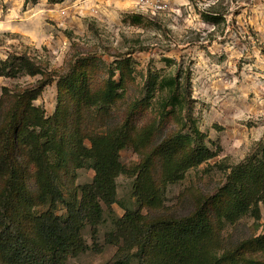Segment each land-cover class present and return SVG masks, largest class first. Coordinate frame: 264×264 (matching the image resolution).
Segmentation results:
<instances>
[{
    "label": "rangeland",
    "instance_id": "obj_1",
    "mask_svg": "<svg viewBox=\"0 0 264 264\" xmlns=\"http://www.w3.org/2000/svg\"><path fill=\"white\" fill-rule=\"evenodd\" d=\"M14 53H27L45 70L59 75L79 56L95 57L99 81L108 77L117 59L131 57L135 81L111 127L122 119L128 101L143 96L149 70L168 75L184 64L192 70L194 116L208 146L218 153L188 170L180 182L159 191L154 204H147L134 188L142 158L132 148L122 150L115 213L105 208L95 248L86 226L83 236L92 249L70 257L65 264H105L113 258L119 248L106 245L105 234L114 229L125 209L139 212L146 221L185 219L199 209V203L204 204L205 228L186 240L197 263L264 264V188L247 210L236 209L233 199L222 191L234 166L264 153V0H66L58 4L0 0V56L6 59ZM168 58L177 65L168 67ZM39 79L0 78V92L3 88L18 92ZM57 84L58 79L35 101L47 117L58 105ZM153 110L143 122L156 117ZM74 175L77 187L91 183L95 173L84 168ZM63 191L67 200L80 196L79 189ZM51 207L48 200L32 211L39 215ZM55 212L66 214L61 204ZM211 230V237L203 240ZM24 233L34 242L40 240L30 227ZM0 264H4L1 256Z\"/></svg>",
    "mask_w": 264,
    "mask_h": 264
},
{
    "label": "trees",
    "instance_id": "obj_2",
    "mask_svg": "<svg viewBox=\"0 0 264 264\" xmlns=\"http://www.w3.org/2000/svg\"><path fill=\"white\" fill-rule=\"evenodd\" d=\"M94 58L79 56L59 75L45 70L27 53L0 56V78L41 76L18 92L6 88L0 92V256L4 264H65L92 249L83 236L86 226L93 248L98 246L105 208L115 213L114 205L119 203L116 178L123 173L122 150L132 148L142 158L134 188L147 204H154L159 191L180 182L188 170L218 155L208 146L194 116L190 67L181 64L168 75L149 70L143 96L128 101L122 119L111 127L135 81L133 61L117 59L108 77L99 81ZM165 62L168 67L177 65L173 59ZM56 79L58 105L47 117L35 101ZM153 108L156 117L143 122ZM261 162L264 153L232 168L222 191L233 199L236 209L247 210L264 188ZM84 168H91L95 176L91 183L76 187L74 172ZM63 188L79 189L80 196L67 200ZM48 200L51 210L35 215L32 209ZM58 204L65 215L56 214ZM203 207L199 203V209L185 219L149 221L125 209L114 229L105 234V244L119 248L105 264H199L186 240L205 228ZM29 227L38 233V242L25 235ZM261 239L264 247V235Z\"/></svg>",
    "mask_w": 264,
    "mask_h": 264
},
{
    "label": "built area",
    "instance_id": "obj_3",
    "mask_svg": "<svg viewBox=\"0 0 264 264\" xmlns=\"http://www.w3.org/2000/svg\"><path fill=\"white\" fill-rule=\"evenodd\" d=\"M131 1H134V2H137V3H142V2H148V0H131Z\"/></svg>",
    "mask_w": 264,
    "mask_h": 264
}]
</instances>
